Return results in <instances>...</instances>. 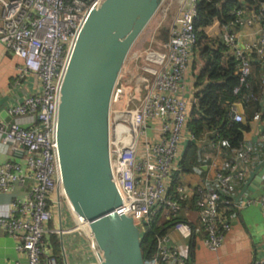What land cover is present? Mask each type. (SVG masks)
Listing matches in <instances>:
<instances>
[{
    "label": "built area",
    "instance_id": "1",
    "mask_svg": "<svg viewBox=\"0 0 264 264\" xmlns=\"http://www.w3.org/2000/svg\"><path fill=\"white\" fill-rule=\"evenodd\" d=\"M97 1L0 0V45L20 60L7 93L9 98H16L0 111L1 143L15 153H26L24 165L11 160L0 165V193L23 188L30 182L26 194L15 196L8 215L0 217V229L14 239L15 250L25 256L26 264H57L45 238L48 223L61 212V197L71 214L72 230L88 229V223L72 212L62 193L55 122L59 86L71 50ZM259 5L258 15L247 6L234 9L233 22L225 26L232 30L221 35L237 61L238 85L233 89L234 95L247 85L251 73L248 54L255 53L264 61V3ZM172 9L173 15L163 24ZM159 13L157 35L166 26L167 38L148 41V45L145 41L133 56L130 51L113 90L110 108V160L121 199L114 212L131 218L140 232L156 215L176 217L197 194L194 189H185L179 177L173 184V177L180 171L184 143L194 140L187 130L193 99H188L186 76L197 43L196 0H166ZM255 20L261 26L256 40L241 44L235 31L251 27ZM129 57L131 63L127 64ZM27 74L36 76L38 87L34 91L27 92L22 87ZM261 84L264 88V77ZM261 100L264 107V89ZM228 116L234 123H246L241 103H233ZM253 121L264 123V109L255 114ZM260 139L264 142V131ZM240 146L236 158L215 174L216 188L199 191L196 196L204 244L214 254L222 246L234 218L222 211L223 207L234 205L228 191L234 183H244L254 170V147L244 142ZM256 201L264 217V195ZM87 237L90 244V236ZM187 263L166 234L157 237L155 255L144 262ZM252 264H264V259Z\"/></svg>",
    "mask_w": 264,
    "mask_h": 264
},
{
    "label": "water",
    "instance_id": "2",
    "mask_svg": "<svg viewBox=\"0 0 264 264\" xmlns=\"http://www.w3.org/2000/svg\"><path fill=\"white\" fill-rule=\"evenodd\" d=\"M165 1L98 0L78 33L59 86L55 146L62 193L72 212L88 223L99 264L145 262L140 230L131 218L114 212L121 199L110 160V108L132 47ZM8 100L9 95L0 99V110ZM263 167L264 161L249 174L236 203L246 191L248 201L264 195ZM58 221L61 233L60 210Z\"/></svg>",
    "mask_w": 264,
    "mask_h": 264
},
{
    "label": "crops",
    "instance_id": "3",
    "mask_svg": "<svg viewBox=\"0 0 264 264\" xmlns=\"http://www.w3.org/2000/svg\"><path fill=\"white\" fill-rule=\"evenodd\" d=\"M255 19L259 21V19ZM256 20L251 27H241L235 31L241 44L256 40L261 27L260 21L257 22ZM226 30L230 32L232 29H226L225 26L215 23L207 27L205 31L210 38L218 37L221 39L222 33L226 32ZM160 36V39H162V34ZM146 42L145 45H148V40ZM19 63L20 60L17 57L3 45H0V98L7 95L9 84L16 75L15 68ZM194 65L195 67H193ZM200 65V60L197 59L196 54L193 52V60L188 66L186 76V83L190 92L189 100L193 99L195 76ZM22 87L27 92L34 91L38 87L36 76L27 74L22 82ZM13 98L14 95L9 98L5 106L13 103ZM263 131L264 123L253 121L249 124V130L243 133L244 144L251 145L255 149L252 159L254 168L264 161V142L260 139V134ZM203 135L199 136L196 143L204 151L203 156L206 163L194 168L189 173L179 174V183L185 189H194L197 194L207 188H216L213 183L215 174L220 170H225V165L236 158V151H231L226 157L223 155L222 149L209 142L207 135ZM187 143L185 141L184 148ZM25 158L26 153L24 151L13 152L10 146L1 143L0 137V165L7 160L24 165ZM259 175L264 177V167ZM244 183H234L228 191L229 196L233 198L234 205L232 208L234 211L231 210V215L234 218L231 221V229L225 235L223 244L216 254L211 253L204 244L205 233L199 221L198 209L196 208V201L199 198H196L197 194L186 209H183L176 217L171 219L172 226L166 230L165 234L170 238L171 245L176 246L179 252L187 258V264H252L255 260L264 259V217L259 201H248L247 198L251 194L246 191L238 200V203L235 202ZM28 186H30L29 181L23 188L15 187L9 193H0V217L8 215L11 200L15 196L23 197ZM68 213L71 222L66 226L62 224V232L59 233L58 216L54 222L55 228L51 230V232L58 235L62 263L99 264L90 248L87 235L83 232H81L82 235L80 236L70 234L72 232L68 233L71 226L73 227L74 225L71 214L69 211ZM174 223H177V225L175 226ZM177 226H180L181 229H177ZM16 263L26 264L25 256L16 252L14 239L0 229V264Z\"/></svg>",
    "mask_w": 264,
    "mask_h": 264
},
{
    "label": "trees",
    "instance_id": "4",
    "mask_svg": "<svg viewBox=\"0 0 264 264\" xmlns=\"http://www.w3.org/2000/svg\"><path fill=\"white\" fill-rule=\"evenodd\" d=\"M264 0H196V17L194 29L197 33V43L194 53L201 65L195 76L193 103L187 130L192 135L184 148L180 171L173 177V184L178 182L180 173H189L194 168L206 163L204 151L196 143L200 135L207 134L208 141L222 149L224 156L231 151L240 149L243 143V133L249 130V124L256 113L263 110L261 84L264 77V61L255 53H249L251 59V73L247 85L238 95L233 94V89L238 85L237 61L230 50L220 38H210L206 28L218 23L221 26H230L234 17V9H254L256 15L260 12V5ZM249 14V12H247ZM162 38H167L166 27L162 28ZM195 67V65L193 66ZM205 83H208L204 86ZM243 97H246L243 98ZM233 103H241L244 107L246 123H234L229 119V109ZM231 206L223 207L222 211L231 214ZM172 218L164 215L156 217L145 225L141 231V250L145 261L150 260L156 253V239L166 233L172 226ZM55 219L48 223L49 232L46 235L47 247L51 249L57 264H63L60 256V241L56 233ZM176 226L177 223H174Z\"/></svg>",
    "mask_w": 264,
    "mask_h": 264
},
{
    "label": "rangeland",
    "instance_id": "5",
    "mask_svg": "<svg viewBox=\"0 0 264 264\" xmlns=\"http://www.w3.org/2000/svg\"><path fill=\"white\" fill-rule=\"evenodd\" d=\"M173 10L172 12L169 13L168 18L165 19L163 24H167L168 23V19H170V17L173 15ZM160 18H161V13L156 14L153 19L150 21V23L148 24V26L146 27V29L143 31V33L140 35V37L138 38V40L135 42L134 47L131 50V56H133L134 53H138L139 50H141V46L145 43L146 40L148 41H156L160 39V35H157V27L160 24ZM166 27V26H164ZM216 31V30H215ZM159 32H163L162 29H160ZM157 35V36H156ZM153 49H155V46H153ZM130 57H129V61L127 62V64H130ZM145 76L149 77V74L144 73ZM117 190V189H116ZM120 196V195H119ZM61 214H62V224L63 226H66L67 224H69L71 222V218L70 215L68 213V207L66 206V203L64 201V199L61 197ZM74 226V225H73ZM72 232V233H70ZM82 231L79 230H72V226L69 229L70 234L72 235H76V236H80L82 235L81 233ZM84 232V231H83ZM67 233V234H68ZM45 241L47 242V239H45ZM61 249V246H60Z\"/></svg>",
    "mask_w": 264,
    "mask_h": 264
},
{
    "label": "bare ground",
    "instance_id": "6",
    "mask_svg": "<svg viewBox=\"0 0 264 264\" xmlns=\"http://www.w3.org/2000/svg\"><path fill=\"white\" fill-rule=\"evenodd\" d=\"M80 228H82V230H80V231H82V232L84 231V232H83L84 234L90 236V232H89V230H88L87 228H83V227H80Z\"/></svg>",
    "mask_w": 264,
    "mask_h": 264
}]
</instances>
